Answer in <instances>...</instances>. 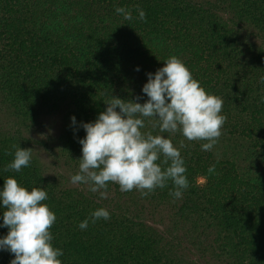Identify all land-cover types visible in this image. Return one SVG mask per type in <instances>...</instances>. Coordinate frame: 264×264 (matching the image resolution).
Listing matches in <instances>:
<instances>
[{
	"label": "trees",
	"instance_id": "1",
	"mask_svg": "<svg viewBox=\"0 0 264 264\" xmlns=\"http://www.w3.org/2000/svg\"><path fill=\"white\" fill-rule=\"evenodd\" d=\"M172 55L223 99L226 117L211 151L201 150L206 141L171 135L175 146L187 145L180 149L189 181L182 198L168 194L171 181L147 197L110 182L106 199L72 184L86 135L81 122L94 121L111 96L143 95L146 73ZM262 79L264 0H0V187L11 176L46 189L62 264H264ZM55 118L51 174L33 154L29 167L5 171L16 147L29 149L32 132ZM145 125L142 131L161 134L148 118ZM101 207L111 219L80 230ZM7 232L0 228V236ZM13 258L0 251V264Z\"/></svg>",
	"mask_w": 264,
	"mask_h": 264
},
{
	"label": "clouds",
	"instance_id": "2",
	"mask_svg": "<svg viewBox=\"0 0 264 264\" xmlns=\"http://www.w3.org/2000/svg\"><path fill=\"white\" fill-rule=\"evenodd\" d=\"M115 12L125 20L133 19L125 7L117 6ZM138 12L139 19L145 20L143 9ZM162 61L163 66L155 73H146L143 95L136 96L135 100L111 96L105 102L106 109L94 121L81 122L86 135L78 140L82 156L78 159V171L70 177L72 184L87 185L89 191L106 199L110 182L118 184L121 192L136 190L147 197L157 188H167L171 181L168 194L174 200L182 198L189 181L180 149L187 145L182 140L179 147L175 146L171 135L178 132L187 141H206L201 144V150L211 151L226 121L221 114L224 101L208 93L177 56ZM261 102L264 103V97ZM145 118L161 134L142 131L146 127ZM70 119L76 125V117ZM31 158L32 149L18 146L4 170L20 172L30 166ZM215 171V164L210 165L209 174ZM49 198L41 186L28 189L14 177L4 179L0 187V209H3L0 228L6 227L8 232L0 236V251L14 256L10 264H62L60 257L64 251L53 246L50 231L57 217L44 203ZM101 219H111L110 212L103 207L92 211L78 227L86 230L89 222L95 224Z\"/></svg>",
	"mask_w": 264,
	"mask_h": 264
},
{
	"label": "rangeland",
	"instance_id": "3",
	"mask_svg": "<svg viewBox=\"0 0 264 264\" xmlns=\"http://www.w3.org/2000/svg\"><path fill=\"white\" fill-rule=\"evenodd\" d=\"M54 120H44L43 126L30 135L31 144L28 145L38 163L42 167L50 169L48 170L49 175L51 174L50 171L55 169L54 166L57 165L52 153L55 150V138L59 134V122L56 118ZM5 122L4 114L0 113V126H3Z\"/></svg>",
	"mask_w": 264,
	"mask_h": 264
}]
</instances>
